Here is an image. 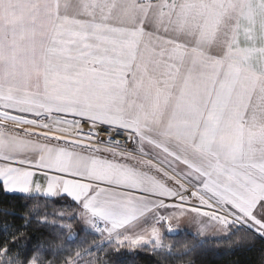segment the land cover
Wrapping results in <instances>:
<instances>
[{"label": "snow or ice", "instance_id": "1", "mask_svg": "<svg viewBox=\"0 0 264 264\" xmlns=\"http://www.w3.org/2000/svg\"><path fill=\"white\" fill-rule=\"evenodd\" d=\"M0 192L61 209L43 241L5 222L0 264H109L182 219L264 246V0H0Z\"/></svg>", "mask_w": 264, "mask_h": 264}, {"label": "trees", "instance_id": "2", "mask_svg": "<svg viewBox=\"0 0 264 264\" xmlns=\"http://www.w3.org/2000/svg\"><path fill=\"white\" fill-rule=\"evenodd\" d=\"M14 196L18 197L19 195L0 192V211L7 210L12 213L9 216L0 215V239L4 237L3 227L5 222L9 226H22L24 220L20 217L26 215L29 211L37 219L42 215H47L49 225L45 227L34 219L30 229H28V236L36 237L41 241L50 236L54 228L51 223L52 218L61 210L60 207L42 198L30 201L13 198ZM56 222L60 223L59 219ZM72 226L73 231L80 234L79 241L70 246L72 249L79 247L81 242H84L85 248L95 247V244L99 243V238L95 237V234H85L81 231L82 228L78 221H74ZM163 237L165 248L162 250L153 251L149 248L148 250L134 252L122 251L119 255L109 253L107 257L101 256V258L108 259L109 264H257L261 256V250L264 248L259 243L226 247L223 244H217L216 238L201 240L186 232L171 234L165 232ZM192 244L199 245L194 253L188 252V248ZM168 246H171L170 252ZM88 259L89 257H85L83 264H87Z\"/></svg>", "mask_w": 264, "mask_h": 264}, {"label": "crops", "instance_id": "3", "mask_svg": "<svg viewBox=\"0 0 264 264\" xmlns=\"http://www.w3.org/2000/svg\"><path fill=\"white\" fill-rule=\"evenodd\" d=\"M10 195V194H9ZM13 195H19V194H13ZM81 225V224H80ZM83 226L81 225V228ZM167 232L166 228H162V234L164 235V233ZM179 232H186L188 234H192L193 236L197 237V226L193 223H189V221L187 219H182L179 225V228L177 231H175L174 233H179ZM201 240H212L215 239L216 237H214L211 233L207 234L206 236L203 237H198Z\"/></svg>", "mask_w": 264, "mask_h": 264}, {"label": "rangeland", "instance_id": "4", "mask_svg": "<svg viewBox=\"0 0 264 264\" xmlns=\"http://www.w3.org/2000/svg\"><path fill=\"white\" fill-rule=\"evenodd\" d=\"M165 248V247H164Z\"/></svg>", "mask_w": 264, "mask_h": 264}]
</instances>
